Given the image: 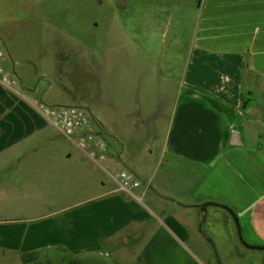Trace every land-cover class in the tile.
<instances>
[{
	"label": "crops",
	"instance_id": "crops-1",
	"mask_svg": "<svg viewBox=\"0 0 264 264\" xmlns=\"http://www.w3.org/2000/svg\"><path fill=\"white\" fill-rule=\"evenodd\" d=\"M114 3L115 17L134 20L133 45L171 54L129 70L122 62L115 98L101 93L97 107L89 98L67 104L99 120L112 172L39 109L61 103L25 79L22 33L3 27L35 15L0 13L2 65L19 81L0 84V264H264V250L239 242L227 210L198 208L226 206L241 239L264 248V0ZM10 4L22 0H0ZM51 37L54 56L86 45L69 29ZM136 67L149 76L140 93ZM122 169L144 184L132 195L118 188Z\"/></svg>",
	"mask_w": 264,
	"mask_h": 264
},
{
	"label": "rangeland",
	"instance_id": "rangeland-1",
	"mask_svg": "<svg viewBox=\"0 0 264 264\" xmlns=\"http://www.w3.org/2000/svg\"><path fill=\"white\" fill-rule=\"evenodd\" d=\"M100 1L35 0L32 1L33 4H28L31 1L22 0V6L10 4L8 7H0V13L8 17H17L20 14L22 18L23 16L28 17L29 12L35 15L34 18H29V21L26 17L23 18L22 25H13L8 21L3 27L11 35L22 33V37L20 36L22 43L17 45L18 51L22 50V73L28 81L35 78L36 93L47 92L53 98L50 99L49 96L43 94V100L50 102L55 100L61 105H67L72 101L89 98L97 107L101 93H107L109 99L115 98L116 75L120 74L122 62L125 65L123 69L129 70L134 67L133 62L139 64L149 59L161 60L170 56L171 52L168 50H166L168 52L152 51L147 50L146 46L133 45L132 23L134 20L128 16L115 17L114 0H103V4H100ZM56 28L74 31L86 41V45L81 49V45L70 43L69 46L67 45L69 52L64 51L67 49H62L60 52L53 50L58 53L55 56L52 55V48L49 47L54 43L53 38H46L48 41H45L44 35L47 31ZM138 30L141 31L142 28ZM138 33L141 34V32ZM123 41L126 47L122 50L119 48L122 45L120 42ZM71 55L73 58H67ZM136 68L138 71L136 78H139L137 79L139 81L135 87L140 93L148 90L146 81L148 75L144 73L147 70L146 67ZM154 69L162 72L164 70V68L155 67ZM44 72L48 73L50 81L47 77L39 78ZM28 86L32 88L34 84ZM94 109H96L95 113L99 112V109L90 106V111L94 112ZM90 115L98 123L99 120L93 114ZM110 117H113V114ZM110 120L114 121V118ZM3 211L0 210V213L2 214Z\"/></svg>",
	"mask_w": 264,
	"mask_h": 264
},
{
	"label": "built area",
	"instance_id": "built-area-1",
	"mask_svg": "<svg viewBox=\"0 0 264 264\" xmlns=\"http://www.w3.org/2000/svg\"><path fill=\"white\" fill-rule=\"evenodd\" d=\"M6 53L0 51V84L15 88L19 85L18 78L7 72L2 65ZM39 109L45 115L57 132L78 150L92 154L102 164L107 172H112L113 167L106 163L105 141L101 136L99 124L90 113L81 107L73 105L45 106L40 104ZM118 188L132 195V191L142 186V182L128 170H120L117 174ZM144 185V184H143Z\"/></svg>",
	"mask_w": 264,
	"mask_h": 264
},
{
	"label": "water",
	"instance_id": "water-1",
	"mask_svg": "<svg viewBox=\"0 0 264 264\" xmlns=\"http://www.w3.org/2000/svg\"><path fill=\"white\" fill-rule=\"evenodd\" d=\"M237 138H238V134L236 133H233L232 135V141H231V144L232 145H240V142L237 141ZM208 205H214V206H218V207H221L225 210H227L229 212V214L231 215L233 221H234V224L236 226V230L238 232V238H239V242L242 244L243 247H245L246 249H249V250H264V248H259V247H253V246H250L248 244H246L242 239H241V236H240V227H239V223H238V220L236 218V215L234 214V212H232L229 208H227L226 206H223L221 204H218V203H205V204H202V205H199L198 208L201 210V211H205V208L208 206Z\"/></svg>",
	"mask_w": 264,
	"mask_h": 264
},
{
	"label": "trees",
	"instance_id": "trees-1",
	"mask_svg": "<svg viewBox=\"0 0 264 264\" xmlns=\"http://www.w3.org/2000/svg\"><path fill=\"white\" fill-rule=\"evenodd\" d=\"M121 4H122V0H119V5L121 6Z\"/></svg>",
	"mask_w": 264,
	"mask_h": 264
}]
</instances>
